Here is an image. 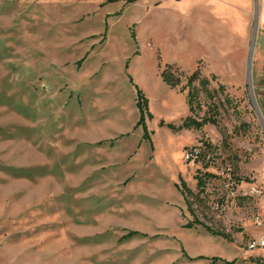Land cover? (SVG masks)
I'll use <instances>...</instances> for the list:
<instances>
[{
    "label": "rangeland",
    "instance_id": "rangeland-1",
    "mask_svg": "<svg viewBox=\"0 0 264 264\" xmlns=\"http://www.w3.org/2000/svg\"><path fill=\"white\" fill-rule=\"evenodd\" d=\"M178 1L0 0V264H264V0L221 52ZM166 64L209 80L193 115L217 125L159 126L190 115ZM197 170L194 214L231 241L183 227Z\"/></svg>",
    "mask_w": 264,
    "mask_h": 264
},
{
    "label": "trees",
    "instance_id": "trees-1",
    "mask_svg": "<svg viewBox=\"0 0 264 264\" xmlns=\"http://www.w3.org/2000/svg\"><path fill=\"white\" fill-rule=\"evenodd\" d=\"M135 0H127V2H133ZM162 79L167 83L169 87H177L180 86L179 90L182 92L186 90V104L188 106V110L190 112V115H187L182 119L181 123L178 125H174L172 123H167L164 122L163 120L159 121V126H165L171 129L174 133L179 132L180 130H190V129H200L203 125L205 124H213L217 125V120L216 117L214 116L215 113H217V103H213V108L215 109L212 114L208 115L207 113H204L201 117H197L193 115V113L196 111L195 108H200V92L206 91L207 92V86L209 84V80L201 76L198 69H195L188 75H184V73L180 70H178L177 67H175L173 64H166L164 68L162 69L160 73ZM184 75V76H182ZM215 76L211 75V79H214ZM182 79L185 80L184 84L181 85ZM222 87V86H219ZM135 88V106L138 111V118L137 121L134 124V129L141 127L142 129V136H141V141H149V132L146 127L145 120L146 118H151L152 115L148 110V100L144 93L136 86L134 85ZM210 98V96H208ZM198 146H194L191 148L189 153H193L194 150H198ZM201 155L199 150L196 151V153L193 154V156L197 159ZM212 176V174L208 172H203L201 173L200 171L197 170L194 178L196 179V188L198 189L197 193H193L191 189L183 182H180L179 184H175L176 189L180 192L183 201L185 203L186 209L189 212V214L192 216V220L186 221L185 224H183V227L185 228H191L193 226H201L204 230L209 232L212 235L215 236H221L227 241H231V238L228 234H224L222 232H219L217 230H213L211 227L207 226L203 222H201L196 215L194 214V210L192 209V205L195 202H199L200 199H198V195L201 194L205 188L206 185V179L207 177ZM243 181H249L247 178H240L236 177L235 178V184H239ZM222 203V202H221ZM219 204V203H218ZM220 205V204H219ZM183 216V214H182ZM135 232H129V234H132ZM200 258L197 257L195 259ZM202 258V257H201ZM209 264H218L220 261V264H234V261H226V260H221L220 258L217 257H212L209 259ZM247 264H252V263H247ZM257 264V263H255Z\"/></svg>",
    "mask_w": 264,
    "mask_h": 264
},
{
    "label": "crops",
    "instance_id": "crops-1",
    "mask_svg": "<svg viewBox=\"0 0 264 264\" xmlns=\"http://www.w3.org/2000/svg\"><path fill=\"white\" fill-rule=\"evenodd\" d=\"M177 5H185V10H187L185 15L190 19L191 28H197L194 23L198 20L197 18H203L207 22L211 21V27H204L199 23L198 28L201 33L206 32L202 36L203 39L212 41L219 52L222 47V32H229V37L230 34L233 35V32L248 30L256 7L255 0H180ZM194 14L198 16H193Z\"/></svg>",
    "mask_w": 264,
    "mask_h": 264
},
{
    "label": "built area",
    "instance_id": "built-area-1",
    "mask_svg": "<svg viewBox=\"0 0 264 264\" xmlns=\"http://www.w3.org/2000/svg\"><path fill=\"white\" fill-rule=\"evenodd\" d=\"M194 153H196V150H194L193 153H189L188 155L193 157ZM259 246L264 247V240L263 239L255 240L250 247L254 248V247H259Z\"/></svg>",
    "mask_w": 264,
    "mask_h": 264
},
{
    "label": "bare ground",
    "instance_id": "bare-ground-1",
    "mask_svg": "<svg viewBox=\"0 0 264 264\" xmlns=\"http://www.w3.org/2000/svg\"><path fill=\"white\" fill-rule=\"evenodd\" d=\"M233 28V27H232ZM236 29V28H235ZM233 30V29H232ZM236 31H237V29H236Z\"/></svg>",
    "mask_w": 264,
    "mask_h": 264
}]
</instances>
